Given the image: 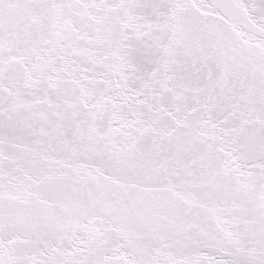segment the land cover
<instances>
[{
	"label": "snow or ice",
	"instance_id": "6c2138e0",
	"mask_svg": "<svg viewBox=\"0 0 264 264\" xmlns=\"http://www.w3.org/2000/svg\"><path fill=\"white\" fill-rule=\"evenodd\" d=\"M0 264H264V0H0Z\"/></svg>",
	"mask_w": 264,
	"mask_h": 264
}]
</instances>
